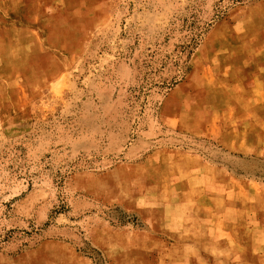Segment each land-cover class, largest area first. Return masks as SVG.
Segmentation results:
<instances>
[{
  "label": "rangeland",
  "instance_id": "374dc122",
  "mask_svg": "<svg viewBox=\"0 0 264 264\" xmlns=\"http://www.w3.org/2000/svg\"><path fill=\"white\" fill-rule=\"evenodd\" d=\"M188 121L240 132L259 155L212 158L264 197V0H0V264H238L234 236L145 220Z\"/></svg>",
  "mask_w": 264,
  "mask_h": 264
},
{
  "label": "crops",
  "instance_id": "0c3cea01",
  "mask_svg": "<svg viewBox=\"0 0 264 264\" xmlns=\"http://www.w3.org/2000/svg\"><path fill=\"white\" fill-rule=\"evenodd\" d=\"M246 102L248 101L244 103ZM172 118L176 123V127H179L178 123L183 124L187 117L180 115ZM187 124L189 126L190 124L191 126L194 125L188 131L190 130L194 134L195 139L198 138L196 140L197 145L189 148L177 146L173 149L161 147L156 151V154L161 153L163 163H156L155 169H153V165H150L151 169H147L150 172H157L154 177L152 175V178H155L156 181L150 185L159 190L162 189L165 196L160 203H155L156 209L153 208L155 206L153 202L147 203L146 206L148 207L142 206V210L147 209L146 211L151 212L156 210L155 214H152V216L148 214L150 216L145 219H149L151 231H155L156 234L163 233L187 237L199 235L211 237L234 236L233 246L235 247H232V251L236 252L240 258L238 264H264V258L261 259L259 256L260 253H264V242L260 238L261 235L264 236V223L261 222L264 221V207H261L264 204V197L260 195L263 186L256 180L247 185L241 179L238 180V177H235L234 184L229 183V172H236V170L229 167L226 162L227 159L225 161L224 159H213L212 147L214 145L219 154L235 159L243 155H259V152L253 145L250 149L243 143L240 132L232 137L226 131L221 132V130L216 131L217 129H215L214 133L220 132L218 134L220 141H225L216 145L211 144L213 136L208 133V127H201L193 121H190V123L188 121ZM198 129L204 132H198ZM202 140H204L203 144ZM228 189L235 194L234 197L236 198V201L232 205L230 204V207L227 199ZM244 195L247 198L246 200H250L251 206L248 203L245 206L244 200L241 199ZM168 203L173 205L172 212H168ZM245 209L251 211L246 215V219L251 221L252 225L248 224L246 227L247 230L249 229V233H240L238 226L241 222H244V217L241 215H243ZM253 225L255 226L253 227ZM234 226H236V229ZM256 226L259 229L255 228ZM245 235L251 236L249 244L244 241L243 236ZM190 245L192 248L195 244ZM224 249H227V247L213 246L212 251H208V253L219 256L217 254H223ZM246 251L250 252L251 255L258 256H253L251 259L244 261L243 253Z\"/></svg>",
  "mask_w": 264,
  "mask_h": 264
}]
</instances>
